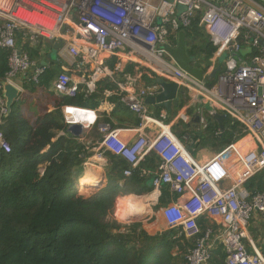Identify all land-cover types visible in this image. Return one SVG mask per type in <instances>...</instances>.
<instances>
[{"label":"built area","instance_id":"2783aa9c","mask_svg":"<svg viewBox=\"0 0 264 264\" xmlns=\"http://www.w3.org/2000/svg\"><path fill=\"white\" fill-rule=\"evenodd\" d=\"M197 17L215 46L206 73L227 55L212 84L181 68L165 47L176 46L179 32L190 28ZM41 40L51 47L60 41L59 53L82 72H60L52 81L56 93L91 95L108 78L116 84L113 93L139 119L133 141H125L120 129L105 122L100 125L101 142L88 149L105 160L104 166L107 151L124 158L130 165L125 177L139 168L149 152L160 157L155 171L141 169L143 176L152 178L153 190L145 194L158 192V201L162 187L168 186L178 195L161 210L169 229L193 241L185 264H209L218 243L224 247L227 264H264V252L255 246L250 252L246 245L253 213L259 211L264 217V192L244 187L264 170V5L259 0H0V48L8 51L1 91L2 81L21 91L26 83H40L50 64L33 59L24 45L34 46ZM129 64L178 83L204 105L202 111L229 115L262 148L244 152L232 143L201 162L165 122V115L156 117L146 103L147 97L161 92V85L139 86L137 73L127 69ZM69 108L64 106L68 126L81 123L86 130L97 124L96 110L86 108L93 116L77 121ZM2 112L7 113L5 102ZM0 148L11 151L1 130ZM227 180L232 182L225 186ZM201 219L214 221L218 228H204Z\"/></svg>","mask_w":264,"mask_h":264},{"label":"trees","instance_id":"16d2710c","mask_svg":"<svg viewBox=\"0 0 264 264\" xmlns=\"http://www.w3.org/2000/svg\"><path fill=\"white\" fill-rule=\"evenodd\" d=\"M186 32L194 64L207 71L215 46L199 26V17ZM43 46L51 49L50 42L44 40L34 46L26 44L24 48L33 59L41 60ZM127 69L135 73L144 70H137L133 64L127 65ZM7 70L8 51L0 48V80ZM56 71L49 68L39 84L26 83L25 89L40 86L48 90L58 75ZM213 82L214 79L208 81ZM107 87L114 88V84ZM98 90L91 95L80 91L74 97L49 92L55 109L40 104L42 108L37 116L27 113L21 100L14 103L9 115L4 114L0 90V130L11 144L10 152L0 148V264H185L188 249L193 247L192 239L175 229L152 235L142 222L123 224L114 216L120 196L153 190L149 185L152 178L143 176L140 168L157 169L160 157L155 152H149L139 168L125 177L128 162L107 151V182L94 193H80L79 179L83 176L84 163L93 155L88 149L93 144L81 140V137L90 138V132L79 137L71 133L58 135L61 130L68 131L62 107H98L103 98ZM180 92L186 94L187 90L182 88ZM119 105L118 111L126 107L122 104L121 109ZM183 105L181 100L177 107ZM205 116L206 128L195 135L183 123L179 126L184 129L173 126L190 149L196 139L201 141L196 147L221 146L244 134L243 126L229 115L224 119L222 133L209 111L205 110ZM96 129L93 133L96 132L94 136L98 140L94 145L103 138ZM246 188L264 192V171L247 181ZM161 191L159 204H166L174 197L168 186H163ZM226 256L223 245L215 246L209 264H227Z\"/></svg>","mask_w":264,"mask_h":264},{"label":"crops","instance_id":"0c3cea01","mask_svg":"<svg viewBox=\"0 0 264 264\" xmlns=\"http://www.w3.org/2000/svg\"><path fill=\"white\" fill-rule=\"evenodd\" d=\"M259 1L264 4V0H259ZM206 34L209 36V34L207 32H206ZM209 39H210V37H209ZM52 51H53V47H51V49L46 47V51L44 52V57H42V59L40 61L48 62L50 64V68H55L57 70L56 71L57 74H59L62 71H65L66 69L69 72H71L72 75L73 74L78 75V74L82 73V72H79V70H77L78 68H76V67L74 68V67L70 66L71 65L70 59L66 56H62L59 53V50H57L55 55H52ZM115 61H116L115 59L109 60V62L111 64H114ZM137 77H138V85L139 86L149 85V84L157 82V76L155 74H153V72H149L148 70L139 71V73H137ZM118 78H119V76H117V79ZM207 81H210V80H207ZM107 84H109V85L114 84V88L107 87ZM113 89L116 90V84L114 83V81H111L108 78L103 79L99 83V90L98 91L100 94H102V97H103L101 99L100 105L98 107L88 108V109H92V110L97 111L98 122H97V124L92 125L90 128L84 130L83 133L87 134L90 132V135H89L90 138L85 139V138L81 137V140H85V142L88 145H90V144L94 145V143L97 142L98 139H97V137L94 136L96 132L93 133V131L96 129V126H97L99 130L96 129V131L100 132V125L102 123H105V122H110L113 125H115V128L120 129V133H121L122 138L127 142H131L137 137V130H136L138 128V126L136 125V119L137 118L130 110H128V108L122 106L123 103H121V101H120L119 94L113 93ZM180 91H181V89H180ZM180 91H179L178 98H179V102H181V100L184 101V105L182 107L173 106L171 108V110H166L165 108L159 107L158 105L149 104L150 108H151L153 114L158 118H161L162 114L165 115L164 120H165V122L171 124L173 132H174L173 126H179L181 123H183V124L187 125L186 129L188 131H190L192 135H195L196 132L204 130L207 126L205 111H202L204 105L201 102H198L197 100H195V96L192 93L187 92L186 94H181ZM49 92H55V94H58L53 89L52 84L48 90H46V88L40 87V86L34 87V89H31V90L25 89V87H24L23 90L20 92V96H19L18 100H21L22 106L27 113L32 114L33 116H37L39 114V111L41 110V108L45 105L49 108V110L55 109L54 103L50 100V93ZM4 102H5V99H4ZM40 104L42 105L41 108H40ZM119 104L124 108L121 111H118L119 107H117V106ZM122 107H121V109H122ZM75 108H81V107H75ZM62 109H63V113L65 116L64 106L62 107ZM83 109H86V108H83ZM114 110L117 113H115L113 115ZM71 115L75 119H82L83 117H86L89 114L87 113V111H84L82 113L77 112L76 114H74V112H73V113H71ZM197 115L201 116V121L199 123L194 121V118ZM179 127H181V126H179ZM181 129H184V128L181 127ZM147 131L150 132L149 129H147ZM223 131L224 130H221V128H220V132L222 133ZM67 133H70V132L69 131L66 132L64 130H61L58 135L59 136L65 135ZM91 133H93V134H91ZM72 135H74V134H72ZM74 136L79 137L76 135H74ZM189 136H190V134L187 133L186 138H188ZM200 142H201L200 139H196L195 142L193 141V144H192L193 149L189 148V150L191 151L192 155L195 158H197L198 160H200L201 162H206V161L212 159L218 152L224 150L228 145H230L232 143H235L237 145V147L242 148V150L244 152L258 151L262 148V143L254 140L245 131H244V134L239 139H237L236 141H234L230 144H226V145L224 144L221 146H212L210 144H207V145H200V146L196 147L195 144H197V143L200 144ZM263 144H264V142H263ZM208 149H212L214 151V153H212L211 155H204V151H206ZM89 151L93 152L92 150H89ZM93 155H94V152H93ZM93 159H94V156L91 157V159L89 157L88 162H93L94 164H96L99 167L101 166L102 167V168L100 167L101 170L104 171L103 176L101 175L104 179V182L102 183V186L100 187V188H102L105 185V183L107 182L106 167L108 166L109 161L107 162V165L104 166L105 160H101V161L96 160L94 162ZM88 162H86L85 165ZM140 169H147V168H140ZM84 170H85V167H84ZM147 170H150V169H147ZM150 171H152V170H150ZM80 179H79V183H80L79 189H80V192L82 194L88 195V194L94 193L100 189L97 187V184L94 185L95 183H97L98 180L97 181L92 180V182L90 181L87 185L83 186ZM231 182H232V180H227L224 182V184H225V186H227V185H230ZM149 185H151V182L149 183ZM244 187L246 188V184L244 185ZM250 192H252V191H250ZM173 194H174L173 195L174 197H172L171 200H176L178 198V195L175 193H173ZM130 196H135L136 197L135 200L132 201L131 198H129ZM156 201H157V199L154 200L153 198H151L150 194L140 195L138 193H131L128 195L120 196L117 199L115 215L117 218H120L121 220L132 221L131 219H133V218H140V217H143L142 215L147 216L149 214H152L151 211L154 208L155 213L154 212L153 213L155 215L154 216L155 220L152 223H149L148 221H146L145 223L143 222V228L152 235H155L157 233H161L163 231L169 230V227H168L167 221H166L165 217L163 216L162 210H161L162 206L165 204H159V200H158L157 201L158 203L155 205ZM141 205H142V207H141ZM152 206H153V208H152ZM124 223L128 224L126 222H124ZM200 223H201V225L203 224L202 226L213 225V227L218 228L217 224L214 221H208L207 219H201ZM218 245H220V244L219 243L216 244V246H218ZM246 245H247V249L250 252H253L254 246L256 248H258L259 250H261L262 252H264V217L259 211H255L252 215L251 220H250L249 227H248V238L246 239ZM176 250L177 249H175V251ZM188 251H189V249H188Z\"/></svg>","mask_w":264,"mask_h":264},{"label":"water","instance_id":"95a60500","mask_svg":"<svg viewBox=\"0 0 264 264\" xmlns=\"http://www.w3.org/2000/svg\"><path fill=\"white\" fill-rule=\"evenodd\" d=\"M59 46L60 41H56L53 45V50L57 52ZM165 47L181 68L201 81L205 79L212 80L221 71V64L213 69L210 74H207L203 68L198 67L193 63L195 59L189 54L187 32L185 30H181L179 32L176 46L166 44ZM157 82L162 87L161 92L156 96L147 97L146 103L158 105L159 107H163L166 110H171L173 106H178V96L180 91L179 84L174 81H167L159 76L157 77ZM2 86V93L5 99V106L7 108L6 115H9L12 111L14 103L19 99L21 90L14 84L7 81H2ZM209 113L218 122L221 130H224V119L227 117V114L222 113L218 110H212L209 111ZM194 121L199 123L201 121V116L197 115L194 118ZM68 131L76 136H81L84 132V126L81 123L70 124L68 126ZM101 186L102 184H97L98 188H100Z\"/></svg>","mask_w":264,"mask_h":264},{"label":"bare ground","instance_id":"6f19581e","mask_svg":"<svg viewBox=\"0 0 264 264\" xmlns=\"http://www.w3.org/2000/svg\"><path fill=\"white\" fill-rule=\"evenodd\" d=\"M69 107L70 108H69L68 112H69L71 117H72L71 113H73V112H74V114H76L77 112L78 113H82V112H84L86 110V109H83V108H75L74 106L73 107L69 106ZM87 113L89 114L88 116H91V117L93 116L92 112H88L87 111ZM86 117H83L82 119H76V120L77 121L85 120ZM73 119H75V118H73ZM96 160L97 161H101L102 159L98 158L97 156H94L93 161L95 162ZM100 167L97 166L96 164H94L93 162H88L85 165L84 174H83L82 178L80 179L81 183L83 184V186L87 185L90 181L92 182V180H96V181L98 180L97 182H99V181H101L103 179V177L101 176L102 175L101 174L102 173V170H101L102 167L101 168ZM94 185H96V183ZM150 197L153 198L154 200H156L158 198V192L151 193ZM129 198H131V200L133 201V200H135L136 197L135 196H130ZM141 207H142V205H141Z\"/></svg>","mask_w":264,"mask_h":264},{"label":"rangeland","instance_id":"374dc122","mask_svg":"<svg viewBox=\"0 0 264 264\" xmlns=\"http://www.w3.org/2000/svg\"><path fill=\"white\" fill-rule=\"evenodd\" d=\"M263 4V3H262ZM264 5V4H263ZM185 9V7H183V6H181V7H179V10L180 11H183ZM177 43V41H174V44H176ZM56 54V51H52V55H55ZM213 55V54H212ZM226 59H227V55L226 54H223L220 58H219V63H218V65L219 64H221L222 66L224 65V63H225V61H226ZM196 61L194 60V62L193 63H195ZM158 77V76H157ZM212 153H214V151L212 150V149H208V150H206V151H204V155H211ZM95 155V154H94ZM93 155V156H94ZM93 156H91V157H93ZM90 157V158H91ZM99 158V157H98ZM89 161V158H88V160L86 161V162H88ZM103 171V170H102ZM83 174H84V172H83ZM103 174H104V171L102 172V176H103ZM80 190V189H79ZM81 193V192H80ZM158 202H156L155 203V205L157 204ZM152 208H153V206H152ZM152 212V214H149V215H147V216H144V215H142L143 217H140V218H133V219H131L132 221H126V220H121L120 218H117L116 217V215H114L115 216V218L119 221V222H121V223H123V224H125L124 222H126V223H128V224H130V223H133V222H142V224H143V222L145 223L146 221H148L149 223H152L155 219V215H154V213H155V210H154V208H153V210L151 211ZM154 212V213H153Z\"/></svg>","mask_w":264,"mask_h":264}]
</instances>
